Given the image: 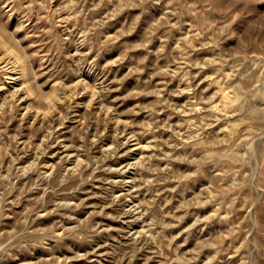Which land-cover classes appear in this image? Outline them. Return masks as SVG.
<instances>
[{
  "label": "rangeland",
  "instance_id": "1",
  "mask_svg": "<svg viewBox=\"0 0 264 264\" xmlns=\"http://www.w3.org/2000/svg\"><path fill=\"white\" fill-rule=\"evenodd\" d=\"M0 264H264V0H0Z\"/></svg>",
  "mask_w": 264,
  "mask_h": 264
}]
</instances>
